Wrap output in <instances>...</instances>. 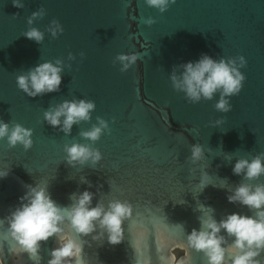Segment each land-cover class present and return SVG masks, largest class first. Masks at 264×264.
<instances>
[{
    "label": "water",
    "instance_id": "obj_1",
    "mask_svg": "<svg viewBox=\"0 0 264 264\" xmlns=\"http://www.w3.org/2000/svg\"><path fill=\"white\" fill-rule=\"evenodd\" d=\"M22 2L20 8L13 0H0V119L34 130V144L27 151L20 144L10 148L7 137L0 139V173L11 169L0 176L4 264H48L51 250L59 246L53 236L41 242L38 257L13 251L17 242L4 218L21 203L27 185L36 183L48 184L52 198L65 208L73 203V193L85 190L95 193L92 207L100 200L106 206L112 200L133 204L118 244L109 242L106 231L94 240L99 226L83 236L71 228L70 218L66 221L76 239L89 242L84 245L85 264H208L205 253L187 241L208 208L218 221L234 212L254 215L227 196L243 180L233 173L236 159L264 152V0H176L164 12L146 0ZM41 6L47 14L31 25L45 32L38 44L23 33ZM149 17L155 20L152 25L145 22ZM53 19L64 27L55 38L47 31ZM70 52L75 60H68ZM132 52H139L140 59L120 71L115 57ZM202 53L216 59L246 58L241 68L246 79L240 93L229 98L233 108L227 113L214 107L219 93L212 100L189 103L172 86L173 66L198 60ZM57 58L65 61L60 91L30 97L18 88L19 74ZM73 98L93 100L96 108L90 121L65 134L44 120V111ZM97 116L108 121L110 131L92 142L79 132L98 123ZM76 142L98 148L102 160L68 164L64 146ZM194 143L205 151L196 164L189 159ZM204 171L211 177L201 190ZM246 182L264 183V175ZM221 234L227 236L226 230ZM234 239L228 237V243ZM178 249L184 251L180 256ZM260 259L264 261V253Z\"/></svg>",
    "mask_w": 264,
    "mask_h": 264
},
{
    "label": "clouds",
    "instance_id": "obj_2",
    "mask_svg": "<svg viewBox=\"0 0 264 264\" xmlns=\"http://www.w3.org/2000/svg\"><path fill=\"white\" fill-rule=\"evenodd\" d=\"M175 2L176 0H146L147 5L159 9L160 12L166 11ZM13 4L20 8L25 6L22 0H13ZM46 14L43 6L34 11L28 18L30 27L23 35L41 44L45 39V32L31 25ZM18 15L19 13L16 14ZM145 22L152 25L155 20L149 17ZM47 31L55 38L64 32V27L59 20L53 19L47 26ZM84 55V52L80 53L81 57ZM75 59L76 56L70 52L68 60ZM139 59V52L119 53L113 62H119L122 65L120 71L125 72ZM246 63L243 55L216 59L208 53H202L198 60L174 65L170 79L173 88L184 92L189 103L212 100L219 93L220 98L214 107L219 112L227 113L233 108L229 98L238 95L243 87L246 76L241 68ZM64 67L65 61L62 58H57L55 62L48 60L39 63L16 77L17 86L30 97L58 92ZM67 67L71 69L72 65L69 63ZM95 108L96 103L93 100L65 99L61 103L50 105L44 111V120L53 127H59L65 134H71L73 125L92 119ZM96 119L98 123L93 124L90 129H82L79 135L95 142L105 130L110 131L107 120L100 116ZM223 121L222 117L212 123L215 126ZM33 131L21 123L0 119V139L7 137L10 148L20 144L25 151L31 149L34 144ZM64 149L67 153L66 160L72 166L84 165L88 161L95 165L103 157L98 148L87 143L65 144ZM204 156L203 146L192 144L189 158L191 162L196 164ZM232 170L235 175H241L243 180L229 192L227 199L230 203L247 206L254 215L234 212L218 221L213 214L214 209L208 208L210 212L200 218V228H193L188 235V244L197 251H203L208 258V264H229V257L230 264H264L260 259L264 253V183L246 182L258 180L264 175V152L252 159H236ZM10 171V167H7L0 176H7ZM191 171L195 172V169ZM210 177L207 171L202 173L199 180L201 190L210 183ZM27 188L25 195L19 198L21 203L4 218L9 225L11 237L17 242L13 251L27 252L31 257H38L41 242L56 236L59 246L51 250L48 264H85L84 245L89 242L76 239L65 228L69 218L71 228L83 236L95 232L99 226L101 232L93 236L94 240H101L105 231L111 244H118L124 239L123 222L133 214L131 202L112 200L106 206L100 200L92 207L95 193L85 190L79 194L73 193V203L65 208L52 198L48 184L36 183L34 186L27 185ZM222 229L226 230L227 236L221 234ZM228 237L235 239L228 243ZM0 264H4L3 255H0Z\"/></svg>",
    "mask_w": 264,
    "mask_h": 264
},
{
    "label": "rangeland",
    "instance_id": "obj_3",
    "mask_svg": "<svg viewBox=\"0 0 264 264\" xmlns=\"http://www.w3.org/2000/svg\"><path fill=\"white\" fill-rule=\"evenodd\" d=\"M175 252H176L177 256H180L184 253V251L180 250V249L176 250Z\"/></svg>",
    "mask_w": 264,
    "mask_h": 264
}]
</instances>
